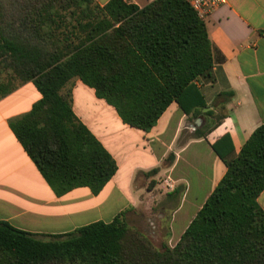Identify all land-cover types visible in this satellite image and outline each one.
Masks as SVG:
<instances>
[{
	"label": "trees",
	"instance_id": "trees-1",
	"mask_svg": "<svg viewBox=\"0 0 264 264\" xmlns=\"http://www.w3.org/2000/svg\"><path fill=\"white\" fill-rule=\"evenodd\" d=\"M213 66L206 23L186 0H0V99L28 81L41 92L9 125L58 196L97 195L118 168L61 93L72 78L149 131L173 101L187 114L206 107L197 79ZM227 167L174 247H155L124 212L61 234L0 221V264H264V123Z\"/></svg>",
	"mask_w": 264,
	"mask_h": 264
},
{
	"label": "crops",
	"instance_id": "crops-1",
	"mask_svg": "<svg viewBox=\"0 0 264 264\" xmlns=\"http://www.w3.org/2000/svg\"><path fill=\"white\" fill-rule=\"evenodd\" d=\"M125 1L143 7L154 0ZM204 21L214 48L212 78L197 79L206 107L187 114L173 101L144 131L125 123L79 77L61 89L70 92L75 115L116 160V173L97 195L87 186L56 195L11 129L9 121L41 99L35 84L28 81L1 98L0 221L40 235L67 233L150 206V195L166 190L164 199L176 200L166 239L174 247L227 164L264 123V0H226ZM257 201L264 210V190Z\"/></svg>",
	"mask_w": 264,
	"mask_h": 264
},
{
	"label": "rangeland",
	"instance_id": "rangeland-1",
	"mask_svg": "<svg viewBox=\"0 0 264 264\" xmlns=\"http://www.w3.org/2000/svg\"><path fill=\"white\" fill-rule=\"evenodd\" d=\"M6 76L7 72L0 70V80ZM166 194V190H157L155 194L150 195V206L127 210L123 215V219L133 231L144 234L158 249L168 244L166 239L171 210L176 202L175 198L164 199Z\"/></svg>",
	"mask_w": 264,
	"mask_h": 264
},
{
	"label": "built area",
	"instance_id": "built-area-1",
	"mask_svg": "<svg viewBox=\"0 0 264 264\" xmlns=\"http://www.w3.org/2000/svg\"><path fill=\"white\" fill-rule=\"evenodd\" d=\"M197 15L205 19L213 10L226 3V0H186Z\"/></svg>",
	"mask_w": 264,
	"mask_h": 264
}]
</instances>
